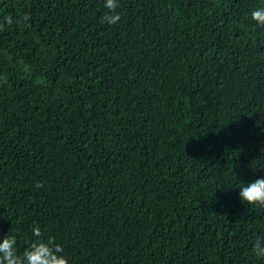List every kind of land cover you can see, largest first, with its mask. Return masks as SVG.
<instances>
[{
    "label": "trees",
    "instance_id": "obj_1",
    "mask_svg": "<svg viewBox=\"0 0 264 264\" xmlns=\"http://www.w3.org/2000/svg\"><path fill=\"white\" fill-rule=\"evenodd\" d=\"M118 3L108 25L104 0H0V237L264 264V207L238 199L264 176V0Z\"/></svg>",
    "mask_w": 264,
    "mask_h": 264
},
{
    "label": "clouds",
    "instance_id": "obj_2",
    "mask_svg": "<svg viewBox=\"0 0 264 264\" xmlns=\"http://www.w3.org/2000/svg\"><path fill=\"white\" fill-rule=\"evenodd\" d=\"M118 6V0H104V7L108 10L102 17L104 23L113 25L119 21V14L115 13ZM5 19L8 24L12 23L10 17ZM251 20L264 27V7L253 10ZM238 189V199L242 204L264 207V176L243 183ZM32 234L36 239L22 254H18L15 236L4 234L0 237V264H67L62 248L41 239L39 227H33ZM253 253L258 258L264 257V240H256Z\"/></svg>",
    "mask_w": 264,
    "mask_h": 264
}]
</instances>
